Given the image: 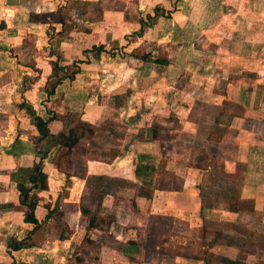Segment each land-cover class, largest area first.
<instances>
[{"label": "crops", "instance_id": "1", "mask_svg": "<svg viewBox=\"0 0 264 264\" xmlns=\"http://www.w3.org/2000/svg\"><path fill=\"white\" fill-rule=\"evenodd\" d=\"M82 1L89 2L92 13L87 18L90 33L70 36L59 34L62 24L54 17L60 2L66 1L0 0V264H68L71 258L64 249L69 241L58 239L63 244L50 246V238L38 237L47 228L50 232V221L60 233L69 225L67 219L71 222L70 212L62 210V203L67 202L62 194L66 172H60L54 160L66 148L49 140L37 143L38 131L33 118L19 106L22 102L43 119L50 116V107L60 114L75 112L95 127V133L106 122L123 125L127 139L120 145L119 161L124 164L120 171L124 173L129 166L131 173L122 177L136 181L132 167L135 170L140 153L156 155V171L158 162L166 158L163 168L178 178L179 187L171 190L168 199L154 196L151 188L149 198H143L149 214L157 213L153 207L161 202L167 208L162 210L172 207L174 217L197 226L208 218L233 222L252 214L264 219V12L254 1L240 0ZM244 4L253 9L248 12ZM99 8L103 17H94V9ZM155 8L160 9L157 15L151 13ZM197 10H202L203 17H195ZM38 14L42 19L32 17ZM145 15L154 23L136 34ZM120 38L125 51L147 48L142 58L120 59L117 53L105 58L103 52L89 61L83 54L86 48L103 45L105 39ZM29 40L34 44L31 49ZM50 44L61 58H53L54 52L47 54ZM56 60L59 65L77 61L79 70L73 78L61 80L49 95L46 81ZM154 125L160 137L153 138ZM48 128L56 135L64 125L56 118ZM197 138L214 143L221 174L237 181L236 208L205 204L198 184L211 166L185 156L186 150H195ZM93 139L80 144L90 146ZM39 149L47 151L42 160L46 187L32 190L38 198L34 214L39 225L35 226L25 221L27 208L19 202L17 183L39 162ZM98 168L89 164L85 173L68 178L84 184L87 176H111L118 167L109 173ZM156 180L155 174L153 185ZM57 203L58 210H53ZM247 204L253 208L249 213H245ZM58 211L67 225L56 222ZM227 213L233 217H224ZM21 240L29 245L11 246Z\"/></svg>", "mask_w": 264, "mask_h": 264}, {"label": "rangeland", "instance_id": "2", "mask_svg": "<svg viewBox=\"0 0 264 264\" xmlns=\"http://www.w3.org/2000/svg\"><path fill=\"white\" fill-rule=\"evenodd\" d=\"M64 1H66L64 4L60 2L59 10L54 15L60 19L62 24V30L59 33L70 36L74 32L90 33L88 30L91 28V24L87 18L92 13L88 7L89 2L82 0ZM240 1L242 3H253L251 1H254L256 8L264 12V0ZM245 9L249 12V9L253 8L245 7ZM200 12L202 10L195 11V17H203ZM93 13L94 17H103L100 8L94 9ZM151 13L157 15L155 9ZM32 17L42 19L40 14ZM142 19L147 25L144 30L152 27L153 18L149 19L145 15L142 16ZM38 29L42 30L43 28L38 27ZM125 39L128 38L125 37ZM104 41L103 46L106 48H104L103 54H106L104 55L105 58H108L107 54L113 56L117 53L120 59L127 60L128 56L141 57L147 49L139 50L136 48V51H125L122 49L123 45L120 44L123 38L105 39ZM30 42L29 40V48L31 49L34 44ZM50 46L48 55L55 50L52 44ZM24 54H26V50ZM40 54L42 53L40 52L38 55ZM57 54L58 52H54L53 58H57V56L61 58L60 54ZM101 125L105 128H98L90 146L81 144L74 147L71 153L63 149L54 156L60 172L62 170L66 172L67 178L65 175L63 176L66 187L62 188V194L67 202L62 203V210L70 212L71 222L70 219H67L69 221V225H67L58 211L54 213L58 215V222L67 225L63 233H60L59 229L57 232V228L54 229L53 223L50 221V224L48 223L52 227L50 232L47 228L45 233H41L38 237L41 239L50 238L52 240L48 244L50 246L61 245L62 242L57 241L58 239L64 240V242L69 241L68 248L67 245L64 248L71 255V258H68V264H226L223 262V258H230L244 264H264V219L262 217L247 214V217H239L233 222H218L213 218V220L208 218L205 224L202 222L201 225L197 226L191 223L189 219L174 217L173 213L175 212L171 211L172 207L165 211L167 208L161 202H155L153 207V210H158L157 213L149 214L148 207L143 204L147 197L146 193L148 194L147 198H149L151 188L154 187V196L161 199V195H166L168 199L171 196V190L179 187L178 178L170 170L163 168L167 162L166 158L163 162H158V171H156V155H152L150 159L155 169L153 176L157 175L154 185L153 181L152 185L147 187L143 186L136 178L134 181V179L130 180V177H122L130 172L128 165V170L124 173L120 171L124 169L122 168L124 164L122 165L119 161L121 156L119 155L120 145L123 144L124 139H127L124 137L123 125L115 123L114 126H111L107 122ZM133 133L130 132V134ZM200 140L199 138L195 140L197 147L190 153L186 150L185 156L190 157V159L194 157L199 165L211 166V170L204 174L198 184L202 196L206 198L205 204L219 205L222 203L229 209L236 208L237 181H233L229 175L221 174L218 164L220 158L214 151V143L208 145L202 139ZM185 141L188 142L189 139H185ZM187 142L183 144L186 147H191L188 145L190 143ZM166 146L168 147V142H166ZM109 158H112L110 163L108 162ZM102 160L104 161L102 162ZM97 161L102 163L97 164ZM89 164L99 166L98 170L101 173L104 171L109 173L114 166L118 168L115 174L111 176L108 174L89 175L84 184L73 177L68 178V175L85 173ZM132 165L134 166V163ZM133 171L134 167H132ZM59 175L63 178L60 173ZM140 197L144 199L142 200ZM137 198L139 199L136 201ZM170 202V200L166 201L164 205ZM83 206L89 208L94 216V227H87L90 214L80 216L78 208ZM244 206H246L245 213H249L253 209L251 204ZM162 207L165 209L162 210ZM223 216L228 219L233 217L229 213L223 214ZM130 240H134L137 245L129 246L127 242ZM124 250L128 253L123 252Z\"/></svg>", "mask_w": 264, "mask_h": 264}, {"label": "trees", "instance_id": "3", "mask_svg": "<svg viewBox=\"0 0 264 264\" xmlns=\"http://www.w3.org/2000/svg\"><path fill=\"white\" fill-rule=\"evenodd\" d=\"M160 9L155 8L156 13H158ZM149 19H152L150 15H147ZM146 23L143 19L140 20V30L138 34H142L145 28ZM62 35V33H59ZM104 46L103 45H93L89 49H84L83 54L90 61L91 59H96L103 53ZM54 52V51H53ZM142 58V57H141ZM77 61L66 64L59 65L58 60L52 61V73L47 77V94H52L54 92L55 87L60 83L61 80L65 78H73L75 74L78 72L79 67L76 64ZM53 80V81H52ZM52 81V82H51ZM21 108L25 109L26 112L33 118L34 125L38 131L39 137L37 143L43 140L52 141L54 144L59 146H63L66 148L68 153H71L74 147L78 146L81 143V140H91L94 137L95 127L88 122L82 121L79 119L78 114L75 112H68L60 114L58 111H55L53 108H49L48 112L50 116L47 119H43L39 116L30 105L25 102H22L19 105ZM59 118L64 125L62 131L58 132L56 135L51 134L48 128V123L52 119ZM152 136L153 138L160 137L161 134L158 132V128L154 125L152 128ZM81 145V144H80ZM37 155L39 156V162L33 165L32 170L27 174L26 179H22L17 183V188L19 190V202L26 206L27 211L25 214V221L32 222L35 226L39 225L38 220L35 217L34 210L36 208L38 198L35 193H32V190L37 188H45L46 187V175L42 171V160L45 157L47 151L36 150ZM151 155L146 153H140L137 155V163L135 166V178L143 184V186L150 187L153 181L154 174V164L150 161ZM28 183L30 185H28ZM147 197L148 194L146 193ZM105 197V196H104ZM59 204H55L53 210H58ZM81 214L86 215L90 214L87 227L95 226V219L92 215L91 211L87 207H80ZM52 211L49 212V217L52 214ZM54 219V218H53ZM57 222L58 220L55 219ZM59 223V222H58ZM129 246H136L137 243L134 240H130L127 242ZM29 244L24 241H18L12 243L11 246L13 248H21L28 246ZM126 250V249H125ZM123 251L128 253V251ZM223 262L226 264H244L240 263L237 260H233L230 258H223Z\"/></svg>", "mask_w": 264, "mask_h": 264}]
</instances>
